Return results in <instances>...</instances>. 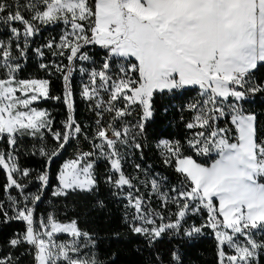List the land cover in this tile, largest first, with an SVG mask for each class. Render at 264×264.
<instances>
[{"label": "snow or ice", "instance_id": "1", "mask_svg": "<svg viewBox=\"0 0 264 264\" xmlns=\"http://www.w3.org/2000/svg\"><path fill=\"white\" fill-rule=\"evenodd\" d=\"M46 27H60L58 39L33 46ZM0 31L6 37L0 39V141L6 145L0 217L25 224L7 240L8 250L0 246V264H20L24 255L33 264H106L97 237L77 219L65 223L55 211L37 212L52 165L67 148L73 155L54 173L52 197L97 192V164L105 162L103 183L122 202L129 231L142 238L145 264H182L179 248L165 262L156 245L165 235L191 240L206 229L214 235L216 264H264V134L257 114L245 107L264 97V0H0ZM90 46L104 52L98 67ZM29 50L40 70L62 80V95L51 94L48 78H19ZM77 71L91 123L76 118ZM196 89L199 98L181 107L186 135L153 145L175 173L172 183L135 161L144 160L158 100ZM41 100L66 106L59 127L48 109L34 106ZM26 138L36 141L30 153L43 159L40 170L20 165ZM33 178L34 192L28 190ZM194 215L201 223L187 224ZM21 245L28 247L14 255Z\"/></svg>", "mask_w": 264, "mask_h": 264}, {"label": "trees", "instance_id": "2", "mask_svg": "<svg viewBox=\"0 0 264 264\" xmlns=\"http://www.w3.org/2000/svg\"><path fill=\"white\" fill-rule=\"evenodd\" d=\"M61 32L60 27H46L42 29L40 36L35 38L34 45L45 43L50 37L58 39ZM6 38L5 33L0 31V39ZM89 54L96 60L98 67L102 61L104 52L99 46L89 47ZM49 59L45 57V62ZM38 62L34 54L29 50L27 63L24 65L23 70L19 73V78H48L51 80L50 91L52 95H62L63 84L58 76L48 77L47 74L40 70L37 66ZM86 67H90L87 63ZM3 73L0 71V76ZM80 73L74 72L72 77V89L76 102V118L82 124L84 122L91 123L94 119L93 114L88 110L87 104L81 99L79 89L81 85ZM85 81L87 77L83 78ZM198 89L186 91L182 97L173 99L166 98L163 102L158 100L157 112L154 120L149 124V141L150 144L145 148L144 160L140 161L137 157L135 162L141 163L144 167L151 165L150 172L160 173L161 176H167L170 182H176L175 173L166 168L159 157L158 151L153 146L155 141L159 138L168 139H181L186 135L183 123L180 120L181 107L188 102L198 99ZM39 108H46L51 112L55 120L54 127H59L60 121L65 118L66 106L62 102L53 100H41L34 105ZM168 107L167 115L162 113V108ZM245 107L257 114L258 133L264 134V97L257 95L255 100L251 103L245 104ZM185 120L191 118V113L188 111L183 112ZM107 119V117H105ZM221 126L224 122L221 121ZM230 126V125H229ZM51 143V141H48ZM36 141L31 138H26L21 141L20 148V165L33 170H40L43 166V159L38 155L30 153L31 145ZM83 147L88 146L84 141L80 142ZM0 148H6V145L0 141ZM73 149L67 148L63 155L54 161L52 165V175L50 177V187L45 190L41 201L37 205V212L44 213L55 211L57 218L62 222H68L71 219H77L79 226L82 229L92 232L97 237L96 251L99 258L105 261L106 264H145L149 252L144 250L143 240L140 237L134 236L128 229L127 225L122 220V202L116 200L109 194L108 187L103 183V176L106 171V163L98 162L97 176L100 179L99 190L93 194L75 193L65 198H56L51 195V188L57 183L54 173L63 164V162L71 158ZM126 171L131 173L133 168L126 166ZM6 182V174L0 168V200H6L4 192V184ZM38 181L33 178L29 184V191H35ZM15 195V192H13ZM97 200L104 201V207L101 208L97 205ZM153 205H157L155 198ZM187 224L201 223L199 215L189 216L186 218ZM25 228L23 221L12 220L7 224L2 222L0 217V246L6 248L7 240L15 232H22ZM60 239H67L68 236L61 234ZM27 245H21L13 250L14 255H20L27 248ZM157 249L163 254L165 262L169 259L168 253L179 248L182 264H216V242L214 235L210 229L205 230V234L192 238L172 236L170 239L167 235L159 241L156 245ZM20 264H33L31 255H24L20 259Z\"/></svg>", "mask_w": 264, "mask_h": 264}, {"label": "rangeland", "instance_id": "3", "mask_svg": "<svg viewBox=\"0 0 264 264\" xmlns=\"http://www.w3.org/2000/svg\"><path fill=\"white\" fill-rule=\"evenodd\" d=\"M81 147H82L84 150H88V146L83 147V145H81ZM65 235H67V234H65Z\"/></svg>", "mask_w": 264, "mask_h": 264}]
</instances>
